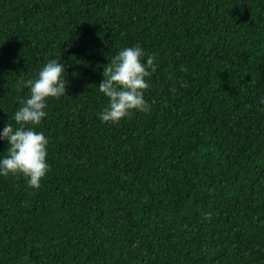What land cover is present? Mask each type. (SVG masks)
Returning <instances> with one entry per match:
<instances>
[{
    "label": "trees",
    "instance_id": "obj_1",
    "mask_svg": "<svg viewBox=\"0 0 264 264\" xmlns=\"http://www.w3.org/2000/svg\"><path fill=\"white\" fill-rule=\"evenodd\" d=\"M137 44L150 111L105 125L104 66ZM55 58L50 172L0 177V264H264V0H0V130Z\"/></svg>",
    "mask_w": 264,
    "mask_h": 264
},
{
    "label": "clouds",
    "instance_id": "obj_2",
    "mask_svg": "<svg viewBox=\"0 0 264 264\" xmlns=\"http://www.w3.org/2000/svg\"><path fill=\"white\" fill-rule=\"evenodd\" d=\"M104 66L99 93L106 98L107 106L98 114L105 125H116L139 112L150 111L145 99L149 90L148 81L158 70L157 56L146 55L145 48L134 45L121 50ZM66 66L55 58L47 62L38 76L17 82L16 91L28 90V97L14 113L7 125L0 130V141L9 147L0 155V177L22 176L30 189L38 190L50 172L48 148L50 141L43 132L37 131L48 117L49 101L61 99L68 91Z\"/></svg>",
    "mask_w": 264,
    "mask_h": 264
}]
</instances>
